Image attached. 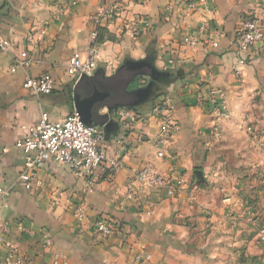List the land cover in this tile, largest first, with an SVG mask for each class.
I'll return each mask as SVG.
<instances>
[{
	"label": "crops",
	"instance_id": "0c3cea01",
	"mask_svg": "<svg viewBox=\"0 0 264 264\" xmlns=\"http://www.w3.org/2000/svg\"><path fill=\"white\" fill-rule=\"evenodd\" d=\"M187 1L78 0L76 6L70 7L67 0H0V39L10 44L8 51L0 50V189L10 190L8 197L0 195V258L5 255L1 246L4 240L18 243L28 254L40 251L39 234H20L15 225L21 215L32 210L35 220H30V224L34 227L28 225V228L37 233L40 230L36 227H41L42 223L48 230L52 228L51 251L67 264H136L134 255L141 251L137 244L128 248L122 244L120 234L107 241L94 238L87 227L85 235L81 236L77 233L76 221L64 208L81 202L86 208L88 221L85 224L91 223L95 215L105 214L125 228L132 231L137 228L138 235L153 230L154 239L161 235L167 237L169 232L172 240L186 241V233L177 225L160 220L171 207L180 204L181 192L170 201L172 205L165 200L163 190L155 189L123 204L133 177L132 169L152 164L166 174L170 166L181 164L182 169L187 170L191 159L198 160L203 148L218 150L221 160L227 156L228 148L238 160L253 159L258 131L264 139V131H260L264 130V27L263 39L245 53L236 52L234 41L241 19L263 14L261 0H194L192 9L187 8ZM114 3L118 4L119 12L112 21L101 24L106 32L105 40L96 42L92 36L93 16L100 8ZM203 25L207 26L205 32L200 31ZM30 34L37 42L26 43ZM183 37L198 38L199 42L194 47L188 46L183 44ZM22 51L28 52L30 67L11 73L14 59ZM90 51L94 52L93 76L96 77L106 78L117 74L126 63L145 61L147 53L153 54L158 71L168 70L170 63L177 68L194 66L195 72L181 74L184 75L181 81L178 77L182 69L164 77L171 81L169 86L189 84L184 92L177 94L167 88L164 94L157 93L152 98L157 102L168 96L172 99L178 129L171 131L168 142L160 147L154 140L159 123L138 124L134 132L128 133L125 124L106 120L105 129L101 127L103 137L99 145L108 157L121 160V168L98 169L89 178H77L63 166L45 163L38 169L32 189L25 191L17 184L23 170V156L15 147L22 127L36 124L43 113L50 122H57L75 112L73 94L79 81L72 85L64 67L72 56L85 60ZM122 59L126 60L110 74ZM45 74L55 80L50 95L35 96L23 87L26 77ZM213 87L222 89L228 112L217 122L220 132L217 140L211 132L210 106L201 102L207 99L206 92ZM137 88L134 82L131 91ZM110 106L125 107L118 102ZM106 110L104 107L100 114L105 115ZM139 129L146 135V143H135ZM247 129L255 131L250 134L252 138L245 137ZM203 172L206 173V169ZM53 200L59 201L54 209L51 208ZM119 206L125 207L120 210ZM147 209L152 212L149 216L143 213ZM122 235L126 236L125 232ZM156 244L150 241L148 248L147 244L141 246L154 253L158 264L181 257L179 248L169 246L158 252ZM39 264L49 262L44 259Z\"/></svg>",
	"mask_w": 264,
	"mask_h": 264
},
{
	"label": "rangeland",
	"instance_id": "374dc122",
	"mask_svg": "<svg viewBox=\"0 0 264 264\" xmlns=\"http://www.w3.org/2000/svg\"><path fill=\"white\" fill-rule=\"evenodd\" d=\"M260 3L263 14L260 17H254L264 23V0H261ZM248 17L252 16H246V18ZM242 20L244 18L240 22ZM105 33L104 30L101 31V38L97 42L105 40ZM144 59L155 67L153 54L147 53ZM124 60L126 59L117 61L115 68L111 69L109 73L113 74ZM169 66L171 67L168 70L160 71L155 67L158 75L161 76L158 85L157 83L149 84V78L143 75L139 80L138 87L141 88L149 84V96L143 99L136 107H120L116 108V110H106L108 120H111L115 124H125L128 133L134 132L135 126L138 124L144 126L147 123L146 126H148L150 123L157 122L159 126L156 132L157 137L154 140L156 142L158 140L159 142L161 139L158 138L165 132V119L170 117L174 122L177 121L173 113V102L169 96L158 102L153 101L152 98L157 93L164 94L163 90L167 88L176 91L177 94L184 92L185 88L189 85L176 83V85L169 86L171 81H166L164 79L165 75H172L179 69H182L178 77L180 78L178 81H181L184 76L181 74H191L196 70L194 66L177 68L174 63H170ZM93 80L99 82L100 85L107 84L109 86H115L118 83L124 84L126 82L125 78V81H121L118 75L116 76L115 74L106 78L99 75ZM71 82L73 85V81ZM89 87L91 86L84 81L76 86V92L84 93L88 91ZM132 87L133 83L130 84L129 90ZM120 90H122V87ZM215 92H219L221 94V96L219 94V98L224 99L222 89L213 87L207 90V99L201 102L204 105L210 106V100ZM157 108L160 109L157 110ZM210 115H212L211 109ZM212 121L213 126L211 132L212 136H214L216 120L213 115ZM101 129L100 127V132ZM260 131L264 130L261 129ZM138 133L139 135H136L135 143H146L148 140L145 139L146 135L142 134L144 132L139 129ZM253 133H255L254 130L247 129L245 131V137L252 138L250 134ZM256 136L258 138L255 141L256 144H254L253 159L247 161L236 159L233 156V150L229 148L227 149V156H224L223 160L218 158V150L214 148L211 150L209 148H203L199 151L200 157L198 160L191 159L187 165V170L182 169L181 164L170 166V171L166 174H162L152 164H143L135 170L132 169L133 177L129 183L128 191L122 199L123 204L133 201L138 195L154 189L163 190L166 196L165 200L171 204L170 201L176 199L178 193L181 192L180 204L178 206L174 205V208L171 207L170 210L166 208L165 210H168L167 215L163 218L161 217V219L159 217V219L161 222L169 223L171 221L170 223L177 225L180 228L179 230L186 233V241L185 239L172 240L170 238L172 234L169 232L166 234L167 237L161 235L156 239L152 238L156 237L152 232L153 230H146L143 234L138 235L137 231H135L138 230L137 228L134 231L127 226L125 228L117 220L105 214H97L93 217L92 222L90 221L91 223L85 224L87 220L86 208L81 202L72 207L70 205L67 208L64 206V209L76 221L77 233L81 236L85 235L86 230L89 229L91 231L89 232L90 236L100 238L103 241H107V239L120 234L122 244H126L128 248L137 244L141 251L138 250L139 254L134 255L136 264L159 263L158 259L154 258L153 252L146 251L144 250L145 247L141 246L147 244L146 246L148 248L150 241L157 243L156 246L158 245L159 247H156V251L158 252H162L165 247L169 246L180 249V253H182L181 257L176 256L167 264H264V139L262 132L258 131ZM218 138L214 139L217 140ZM244 148L247 149V146L245 145ZM147 166L154 168L158 172L161 178L159 180V186L146 188L137 180L139 172ZM205 169L206 173L203 172ZM208 170L211 171L208 172ZM172 185H175L176 190L172 195H169L168 189ZM57 202L59 201L53 200L51 202V208L54 209ZM122 206H119L120 210L125 207ZM78 210H81L85 215V220L82 222H78L75 218ZM29 211L30 213L21 215L15 225L20 234H39L38 242L40 244V251L38 250L36 253L28 254L19 248L18 243L4 240L1 246L5 251V255L0 258V264H39V261L44 259H47L49 264H67L51 251L53 240L50 235V230L52 228L48 230L47 226L43 223L41 227H36L40 230L39 233L28 228V225L34 227V224H30V220H35V212L31 213L32 210ZM143 213L149 216L152 212L150 209H147ZM45 215L48 216L49 214L45 213ZM24 219L27 220V223L24 222ZM98 220H105L110 223L114 227V234L109 237L98 234L95 230V222ZM124 232L126 236L122 235ZM165 232L167 231L165 230L163 234ZM5 243H9L14 248V254L12 256H9V248L5 246ZM153 247H151L152 250Z\"/></svg>",
	"mask_w": 264,
	"mask_h": 264
},
{
	"label": "built area",
	"instance_id": "2783aa9c",
	"mask_svg": "<svg viewBox=\"0 0 264 264\" xmlns=\"http://www.w3.org/2000/svg\"><path fill=\"white\" fill-rule=\"evenodd\" d=\"M70 7L78 4V0H67ZM188 9L194 6V0L186 3ZM119 12L117 3L100 8L93 16V25L99 28L103 22L112 21ZM264 23L258 18L252 16L244 18L236 30L235 50L237 53H244L255 43L263 39ZM94 31L92 36L96 39L97 32ZM206 25L200 28L205 32ZM37 42L33 35L26 37V43L32 44ZM182 42L188 46H196L198 38L183 37ZM9 43L0 39V50L8 51ZM31 58L26 51H22L19 56L15 57L10 72L14 73L17 69H27L30 67ZM96 62L94 52L90 51L88 58L82 60L78 55L72 56L64 67L67 77L77 83L80 79L90 78L94 75ZM23 87L32 95H50L55 87L54 78L45 74L37 78L26 77L23 81ZM219 92H215L210 100V109L216 126L214 128V138L220 136L217 127L218 121L227 115L226 105L222 98H219ZM221 96V94H220ZM160 108H157L159 110ZM165 132L157 140L158 146H164L168 142L171 131L178 129L177 122L170 117L165 121ZM98 126L85 125L80 117L74 112L66 116L63 120L50 122L48 115L43 113L40 120L29 127H22V134L17 139L15 147L21 151L23 156V170L17 179V184L25 191L32 189V183L36 180L38 169L45 163L56 166H63L77 178H89L96 170L104 169L114 171L119 169L122 164L115 157H108L100 147L99 142L102 140V133ZM160 156L161 153H158ZM160 176L152 167H144L138 174L137 180L146 188L159 186ZM176 190L175 185L168 189V194L172 195ZM0 195L6 198L10 195V190H1ZM78 222L85 220V215L81 210L75 214ZM95 230L98 234L109 237L114 234V227L105 220L95 222ZM8 247V254H14V248L5 243Z\"/></svg>",
	"mask_w": 264,
	"mask_h": 264
},
{
	"label": "water",
	"instance_id": "95a60500",
	"mask_svg": "<svg viewBox=\"0 0 264 264\" xmlns=\"http://www.w3.org/2000/svg\"><path fill=\"white\" fill-rule=\"evenodd\" d=\"M127 64V63H126ZM133 64H143L145 72L141 73L148 77L154 78L158 75V72L147 61L134 62ZM121 69V68H120ZM96 78L92 76L90 78L84 77L79 80L80 83L86 81L91 87L84 93L76 92V86L74 87L73 94V107L75 113L80 117L82 122L87 126H98L105 129V121L108 120L107 115L100 114V110L107 107L108 110H114L117 106H110L112 102H118V105L125 107H133L136 102H132L131 98L138 97L143 93V99L149 96L150 89L137 88L135 90H129V85L133 82L134 76L125 78L126 82L123 84L118 83L115 86H109L107 84L100 85L99 82L94 81ZM122 87V90H120ZM142 99V100H143ZM140 100V101H142ZM139 101V100H138ZM137 101V103H138Z\"/></svg>",
	"mask_w": 264,
	"mask_h": 264
},
{
	"label": "flooded vegetation",
	"instance_id": "af4514ba",
	"mask_svg": "<svg viewBox=\"0 0 264 264\" xmlns=\"http://www.w3.org/2000/svg\"><path fill=\"white\" fill-rule=\"evenodd\" d=\"M143 72H145L144 67H143V64L127 63V64H124L121 67V69L118 71V73L115 74V75L116 76L118 75V78L121 81H123L124 78H128V77L130 78V77L134 76V80H133L132 83L136 82V84H138L140 78L143 77V74H141ZM148 78L150 80L148 82L149 84L150 83H152V84L154 83L155 84V83H157L160 80L161 77L159 75H157V76H155V79L154 78H151V77H148ZM149 84H147L145 86H142L141 88L142 89H148ZM142 97H143V93L141 95H139V98L138 97H133V98H131V100H132V102H136L135 104H138L140 102V100H142L144 98V97L143 98ZM137 101H138V103H137Z\"/></svg>",
	"mask_w": 264,
	"mask_h": 264
},
{
	"label": "trees",
	"instance_id": "16d2710c",
	"mask_svg": "<svg viewBox=\"0 0 264 264\" xmlns=\"http://www.w3.org/2000/svg\"><path fill=\"white\" fill-rule=\"evenodd\" d=\"M101 29V30H100ZM101 31H103V29L101 27L99 28H95V32H97V36H96V42L100 40V33Z\"/></svg>",
	"mask_w": 264,
	"mask_h": 264
}]
</instances>
